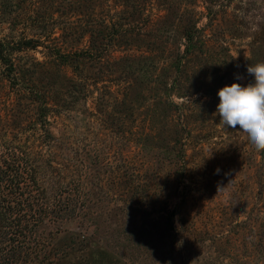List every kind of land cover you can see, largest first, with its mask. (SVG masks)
<instances>
[{
	"label": "rangeland",
	"instance_id": "1",
	"mask_svg": "<svg viewBox=\"0 0 264 264\" xmlns=\"http://www.w3.org/2000/svg\"><path fill=\"white\" fill-rule=\"evenodd\" d=\"M258 62L264 0H0V161L75 197L0 264H264V151L217 114Z\"/></svg>",
	"mask_w": 264,
	"mask_h": 264
},
{
	"label": "trees",
	"instance_id": "2",
	"mask_svg": "<svg viewBox=\"0 0 264 264\" xmlns=\"http://www.w3.org/2000/svg\"><path fill=\"white\" fill-rule=\"evenodd\" d=\"M10 159L9 164L6 163L5 157L0 161V174H5V168L11 172L8 175L12 182L9 193L14 194L11 198L0 189V251L3 255L9 254L15 261L20 259L19 257L24 259L29 252L31 247L25 246L27 241L22 240L29 237V232L38 225V221L47 215L67 218L74 214L75 197L65 199L62 194L57 201L58 196L51 200L52 193L38 185V170L29 157L25 161L23 153L18 149ZM24 194L25 199L18 198Z\"/></svg>",
	"mask_w": 264,
	"mask_h": 264
},
{
	"label": "clouds",
	"instance_id": "3",
	"mask_svg": "<svg viewBox=\"0 0 264 264\" xmlns=\"http://www.w3.org/2000/svg\"><path fill=\"white\" fill-rule=\"evenodd\" d=\"M247 73L254 82H234L218 91L217 114L223 126L238 128L257 151H264V62L248 65Z\"/></svg>",
	"mask_w": 264,
	"mask_h": 264
}]
</instances>
